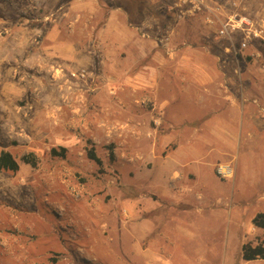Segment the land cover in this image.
I'll return each instance as SVG.
<instances>
[{"label":"rangeland","instance_id":"1","mask_svg":"<svg viewBox=\"0 0 264 264\" xmlns=\"http://www.w3.org/2000/svg\"><path fill=\"white\" fill-rule=\"evenodd\" d=\"M166 3L0 0V264H264V44Z\"/></svg>","mask_w":264,"mask_h":264},{"label":"built area","instance_id":"2","mask_svg":"<svg viewBox=\"0 0 264 264\" xmlns=\"http://www.w3.org/2000/svg\"><path fill=\"white\" fill-rule=\"evenodd\" d=\"M231 11H224L226 4L218 0H167V9L179 20L187 17H198L206 24H219L216 36L227 39L230 44L224 47L226 53L237 55L248 47L251 41L256 40L264 44V19L254 20L244 13L245 0H226ZM241 34V39L234 45L233 36ZM168 36L162 37L164 45L168 43ZM84 75L83 72L80 73ZM74 75V73H72ZM215 174L222 179L232 178L235 167L232 162H219L214 168Z\"/></svg>","mask_w":264,"mask_h":264},{"label":"trees","instance_id":"3","mask_svg":"<svg viewBox=\"0 0 264 264\" xmlns=\"http://www.w3.org/2000/svg\"><path fill=\"white\" fill-rule=\"evenodd\" d=\"M64 149V148H63ZM52 154H56L54 148L51 149ZM32 154H27L23 156V160L30 162L32 165H35V162L32 158H29ZM87 156L95 161L98 165H101V159L96 155L94 149L91 147L87 150ZM19 168L18 161L8 150L2 149L0 151V169L16 171ZM252 223L256 227L264 229V212H257L256 215L252 218ZM241 257L245 261L255 260V259H264V242L258 241L252 243L251 241L244 242L241 246Z\"/></svg>","mask_w":264,"mask_h":264},{"label":"crops","instance_id":"4","mask_svg":"<svg viewBox=\"0 0 264 264\" xmlns=\"http://www.w3.org/2000/svg\"><path fill=\"white\" fill-rule=\"evenodd\" d=\"M141 2H144V1H141ZM112 21V20H111ZM111 21H109V25L111 24V25H113V29H114V31H116L117 32V26L118 25H116V23L114 22V23H111ZM143 24H145V25H147V22H143ZM149 25V24H148ZM112 35H113V33H112ZM114 37H113V42H114V45L115 44H117V42H119V35H117L115 32H114ZM111 39V38H110ZM104 45V44H103ZM97 47H98V49H99V44H97V46H96V49H97ZM78 48V47H77ZM76 47H74V46H68L66 49H67V53H77L78 51H79V48L77 49ZM206 81H208V80H206ZM207 84V83H206ZM5 86H8V85H4L3 87H5ZM8 108L9 107V104L6 102V101H3L2 102V108L3 109H5V108ZM219 163V162H218ZM217 164V163H216ZM222 179V178H221Z\"/></svg>","mask_w":264,"mask_h":264}]
</instances>
